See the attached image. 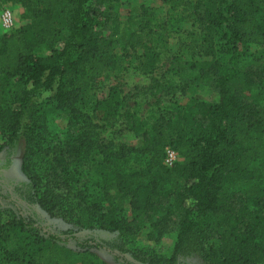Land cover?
Returning <instances> with one entry per match:
<instances>
[{"label": "trees", "instance_id": "obj_1", "mask_svg": "<svg viewBox=\"0 0 264 264\" xmlns=\"http://www.w3.org/2000/svg\"><path fill=\"white\" fill-rule=\"evenodd\" d=\"M17 3L21 24L0 35V151L22 140L26 197L50 216L111 236L99 242L53 233L0 195V264H91L83 255L91 247L133 264L122 254L145 225L149 239L174 231L176 240L166 258L145 247L140 257L132 253L140 264H175L191 253L209 264L264 263V0H191L187 13L203 40H212V52L183 65L214 94L176 98L147 130L134 113H121L120 86L90 104L85 96L128 50L141 51L153 68L160 53L150 46L157 33L153 7L140 4L123 20L119 0ZM58 35L61 46L39 54ZM187 86L182 82L170 96L185 95ZM43 94L54 103L51 115L39 114ZM119 116L138 144L116 145L94 130L93 119ZM166 146L179 156L170 167L163 163ZM130 159L136 165L126 167ZM12 236L24 245L8 249Z\"/></svg>", "mask_w": 264, "mask_h": 264}, {"label": "rangeland", "instance_id": "obj_2", "mask_svg": "<svg viewBox=\"0 0 264 264\" xmlns=\"http://www.w3.org/2000/svg\"><path fill=\"white\" fill-rule=\"evenodd\" d=\"M3 4L13 12L15 17L14 26H19L22 22L21 14L24 10L22 5L17 3V0H6ZM140 4L151 6L156 12L155 30L157 33L152 35L153 39L150 41V46L158 48L160 53L152 63L153 66L151 67L153 68L149 70L150 67L147 66L145 59L138 55L141 51L128 50L127 57L115 60L101 77L92 81L85 100L90 104L96 99L105 97L111 86L118 85L123 97L121 113H134L141 121L144 129L147 130L155 117L162 110L169 109L176 98L179 102L184 103L191 97L206 100L213 96V90L208 82L195 79L194 71L183 65V60L188 59L189 61L195 54L212 52V40H203L204 33L202 29H199L197 24L192 25V17L188 14L191 9V0H119L120 18L124 20L128 13H135V7ZM3 6L0 7V10ZM63 41L64 35L49 38L38 52L41 55H47L51 50L58 49ZM178 54H181V60H175L171 63L170 56ZM170 66L173 67L172 70L169 69ZM182 82L188 83L186 94L179 95L176 93L175 96H170ZM155 84H159L157 89ZM37 102L40 108L39 114L51 115L53 113L54 103L52 104L46 100V94L39 97ZM86 111L89 115H92L89 108ZM120 117H114L106 121L93 119V122L97 123L94 130L98 132L101 138L116 145L120 143L129 146L138 144L137 135L125 128L123 118ZM57 123L61 125L60 120H57ZM4 140L5 138L0 132V143H3ZM22 150L23 141L19 140L15 145L4 147L0 151V195L5 197L7 201L13 202L26 219L53 233L60 235L68 231L81 240L94 238L99 242L110 239L111 234L103 230L77 228L60 217L50 216L26 197L24 193L25 177L20 168ZM134 165H136V162L130 159L126 167ZM124 215L127 218L130 217L128 205H125ZM148 232L149 226L145 225L127 243L126 248L129 250L122 255L130 263L140 264L132 256V253L138 254L140 249L144 247L148 250H154L159 256L165 258L171 254L176 240L174 231H169L158 241L149 239ZM23 245L13 236L6 242L8 249ZM74 247L80 250L85 249L84 247L79 248L77 245ZM32 249L33 245L27 246L24 257ZM2 255V250H0V258ZM83 255L91 260V264H119L108 251L101 249L91 247ZM138 256L140 257L141 254L139 253ZM175 264L209 263L199 254L191 253L179 256Z\"/></svg>", "mask_w": 264, "mask_h": 264}, {"label": "built area", "instance_id": "obj_3", "mask_svg": "<svg viewBox=\"0 0 264 264\" xmlns=\"http://www.w3.org/2000/svg\"><path fill=\"white\" fill-rule=\"evenodd\" d=\"M14 24H15V17L13 15L12 10L7 6H4L0 10V25H1V27L4 30H10L13 28ZM178 159H179V156H178L177 152L173 148L166 146L164 149V157H163L164 165L167 167H170ZM260 264H264V263H260Z\"/></svg>", "mask_w": 264, "mask_h": 264}, {"label": "crops", "instance_id": "obj_4", "mask_svg": "<svg viewBox=\"0 0 264 264\" xmlns=\"http://www.w3.org/2000/svg\"><path fill=\"white\" fill-rule=\"evenodd\" d=\"M5 32V30L1 27V25H0V35L2 34V33H4Z\"/></svg>", "mask_w": 264, "mask_h": 264}]
</instances>
